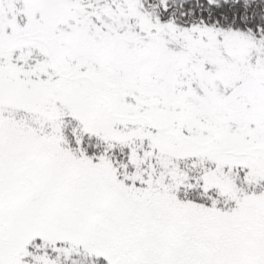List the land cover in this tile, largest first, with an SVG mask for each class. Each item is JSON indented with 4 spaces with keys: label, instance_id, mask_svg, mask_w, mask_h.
Returning a JSON list of instances; mask_svg holds the SVG:
<instances>
[{
    "label": "snow or ice",
    "instance_id": "obj_1",
    "mask_svg": "<svg viewBox=\"0 0 264 264\" xmlns=\"http://www.w3.org/2000/svg\"><path fill=\"white\" fill-rule=\"evenodd\" d=\"M0 264H264V0H0Z\"/></svg>",
    "mask_w": 264,
    "mask_h": 264
}]
</instances>
